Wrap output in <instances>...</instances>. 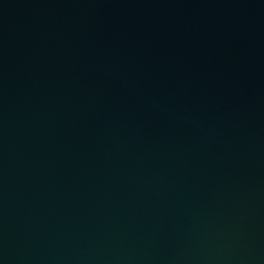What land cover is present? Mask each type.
<instances>
[{
	"label": "water",
	"instance_id": "95a60500",
	"mask_svg": "<svg viewBox=\"0 0 264 264\" xmlns=\"http://www.w3.org/2000/svg\"><path fill=\"white\" fill-rule=\"evenodd\" d=\"M0 264H264V0H0Z\"/></svg>",
	"mask_w": 264,
	"mask_h": 264
}]
</instances>
